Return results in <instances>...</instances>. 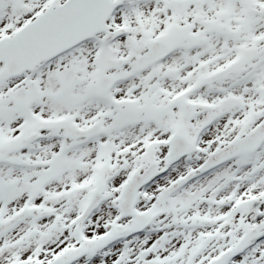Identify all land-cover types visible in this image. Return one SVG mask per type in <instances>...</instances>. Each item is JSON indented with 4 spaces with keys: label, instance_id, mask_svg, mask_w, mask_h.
Segmentation results:
<instances>
[{
    "label": "snow or ice",
    "instance_id": "obj_1",
    "mask_svg": "<svg viewBox=\"0 0 264 264\" xmlns=\"http://www.w3.org/2000/svg\"><path fill=\"white\" fill-rule=\"evenodd\" d=\"M0 264H264V0H0Z\"/></svg>",
    "mask_w": 264,
    "mask_h": 264
}]
</instances>
